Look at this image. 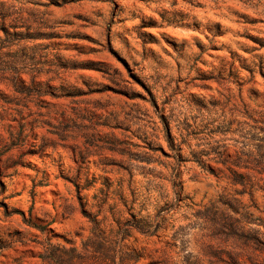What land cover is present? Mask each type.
Listing matches in <instances>:
<instances>
[{"label":"rangeland","instance_id":"374dc122","mask_svg":"<svg viewBox=\"0 0 264 264\" xmlns=\"http://www.w3.org/2000/svg\"><path fill=\"white\" fill-rule=\"evenodd\" d=\"M0 264H264V0H0Z\"/></svg>","mask_w":264,"mask_h":264},{"label":"bare ground","instance_id":"6f19581e","mask_svg":"<svg viewBox=\"0 0 264 264\" xmlns=\"http://www.w3.org/2000/svg\"><path fill=\"white\" fill-rule=\"evenodd\" d=\"M234 252H235V251L231 250V253H232V256H233V257L235 256V255H234Z\"/></svg>","mask_w":264,"mask_h":264}]
</instances>
